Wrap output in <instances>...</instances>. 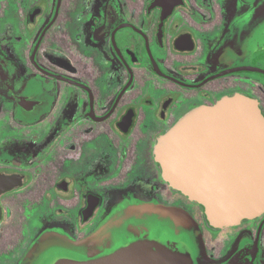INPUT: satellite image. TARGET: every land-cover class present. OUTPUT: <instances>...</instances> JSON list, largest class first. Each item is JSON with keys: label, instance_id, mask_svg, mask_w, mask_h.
I'll return each mask as SVG.
<instances>
[{"label": "flooded vegetation", "instance_id": "flooded-vegetation-1", "mask_svg": "<svg viewBox=\"0 0 264 264\" xmlns=\"http://www.w3.org/2000/svg\"><path fill=\"white\" fill-rule=\"evenodd\" d=\"M234 95L264 116V0H0V264L141 241L264 264V212L211 225L154 152Z\"/></svg>", "mask_w": 264, "mask_h": 264}, {"label": "water", "instance_id": "water-1", "mask_svg": "<svg viewBox=\"0 0 264 264\" xmlns=\"http://www.w3.org/2000/svg\"><path fill=\"white\" fill-rule=\"evenodd\" d=\"M154 152L164 179L202 204L211 225L264 212V116L255 100L234 95L191 110L159 137ZM187 256L141 241L103 257L54 264H191Z\"/></svg>", "mask_w": 264, "mask_h": 264}]
</instances>
